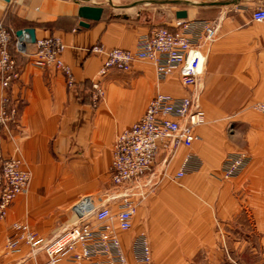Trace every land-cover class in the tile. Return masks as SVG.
<instances>
[{"label":"crops","instance_id":"crops-1","mask_svg":"<svg viewBox=\"0 0 264 264\" xmlns=\"http://www.w3.org/2000/svg\"><path fill=\"white\" fill-rule=\"evenodd\" d=\"M85 5L103 11L99 21L86 20L83 28L77 10ZM259 8L264 9V0H128L112 8L97 0L0 2V19L8 14L10 27L32 28L38 39L60 38L61 60L74 78L68 88L60 70H41L18 57V78L6 91L0 87V100L5 94L16 109V123L1 133L3 154L19 156L32 176L29 193L15 199L0 219V264L46 261L43 251L29 258L24 245L21 253L4 254L6 236H14L13 224H26L49 242L75 223L72 207L79 198L110 193L113 141L160 92L191 95L206 121L196 127L198 140L192 147L177 150L166 174L159 155L155 173L141 179L144 189L151 182L156 188L138 199L131 229L117 231L120 244L129 264H136L130 243L141 232L153 264H200L201 258L206 264H217L213 258L220 262L224 251L214 243L215 227L222 238V232L233 231L239 196L258 191L250 206L264 207V115L254 108L264 101V21L251 19ZM177 12H185L186 18L178 19ZM196 19L215 26L216 38L200 51L205 59L195 89L184 88L178 74L158 84L152 66L137 62L129 72L109 71L101 83L103 100L91 105L89 81L104 60L90 53L92 47L130 50L154 27L173 30L178 20ZM188 153L200 159V169L172 181ZM234 153H244L249 163L235 179L223 180L220 164ZM111 206L114 212L116 206Z\"/></svg>","mask_w":264,"mask_h":264},{"label":"built area","instance_id":"built-area-1","mask_svg":"<svg viewBox=\"0 0 264 264\" xmlns=\"http://www.w3.org/2000/svg\"><path fill=\"white\" fill-rule=\"evenodd\" d=\"M7 3L9 0H0ZM252 21H264V9H256ZM170 30L154 27L136 40L133 49L104 50L94 46L90 53L102 55L104 60L98 74L89 81V102L97 106L103 100L102 79L111 70L129 72L134 63L148 62L160 84L178 74L184 88H196L205 55L200 51L215 42L216 28L206 20H178ZM25 29L12 31L0 21V87L6 91L18 78L17 58L21 57L35 68L60 70L66 85L73 88L74 78L61 60L64 50L60 38H33ZM143 116L115 137L111 153L110 193L103 196L81 197L72 207L75 223L58 239L46 242L26 224L12 225L14 236L9 237L6 249L10 254L21 253V245L28 249V257L35 258L43 251L42 264H129L117 231L128 232L133 223L138 199L144 197L141 179L148 175L162 156V174L180 147L190 149L198 140L196 127L206 121V115L191 95L172 97L157 93L150 99ZM0 219H4L9 205L28 194L31 173L16 155L6 157L1 146L2 131L16 123V109L4 94L0 100ZM264 114V101L255 105ZM18 150V149H17ZM16 150V152H17ZM249 163L244 153L228 154L220 164L223 180L235 179ZM202 163L193 154H186L172 177L177 181L196 172ZM111 204L116 206L113 212ZM136 264H152L150 245L145 233L136 234L130 243Z\"/></svg>","mask_w":264,"mask_h":264},{"label":"rangeland","instance_id":"rangeland-1","mask_svg":"<svg viewBox=\"0 0 264 264\" xmlns=\"http://www.w3.org/2000/svg\"><path fill=\"white\" fill-rule=\"evenodd\" d=\"M97 2H102L106 7L112 8L114 4L118 2H122V4H124L128 2V0H97ZM8 16V14L5 15L2 19H0V21L3 22L9 29L14 30V27H10L7 22L9 19ZM257 114L260 116L264 115L259 112ZM156 170L157 163L152 167L148 175H152ZM148 175L146 177H148ZM155 188V183H149L145 189L143 188L144 196L147 195V191H151ZM257 192L258 191L250 190L239 196L241 202L239 209L240 214L238 215L237 221L231 225L233 231H235L234 234H232L233 231H225L222 232L224 235V238H222L220 229L217 228V226L215 227L218 240L214 243L218 246V248L224 251L223 256L220 257V262L219 258H213L218 261L217 264H264V207L250 206V202L253 200L252 194ZM8 239L9 236H6L3 247L5 255L10 254L8 249H6ZM197 261L200 262V264H206V260L203 258L198 259ZM212 264H214L213 261Z\"/></svg>","mask_w":264,"mask_h":264},{"label":"water","instance_id":"water-1","mask_svg":"<svg viewBox=\"0 0 264 264\" xmlns=\"http://www.w3.org/2000/svg\"><path fill=\"white\" fill-rule=\"evenodd\" d=\"M1 2V1H0ZM103 11L102 7H97V6H81L77 10V16L82 19V21L79 23L80 27L86 28L88 24L84 23L86 20H91V21H99L101 17V13ZM177 18L178 19H185L186 18V13L185 12H177ZM24 32L29 34L31 37H35V32L32 28L25 29Z\"/></svg>","mask_w":264,"mask_h":264},{"label":"trees","instance_id":"trees-1","mask_svg":"<svg viewBox=\"0 0 264 264\" xmlns=\"http://www.w3.org/2000/svg\"><path fill=\"white\" fill-rule=\"evenodd\" d=\"M15 30V29H14ZM14 30H12V31H14ZM18 30V29H17Z\"/></svg>","mask_w":264,"mask_h":264}]
</instances>
